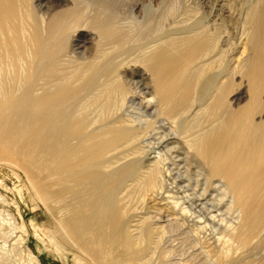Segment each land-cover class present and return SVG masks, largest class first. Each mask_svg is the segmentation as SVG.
<instances>
[{"label": "bare ground", "instance_id": "1", "mask_svg": "<svg viewBox=\"0 0 264 264\" xmlns=\"http://www.w3.org/2000/svg\"><path fill=\"white\" fill-rule=\"evenodd\" d=\"M128 3L0 0L4 160L32 149L44 179L105 190L93 208L103 200L111 208L113 243L133 217L117 209L122 191L147 192L160 222L178 214L202 229L183 207L175 212L179 195L158 197L170 177L198 172L197 193L223 192L197 204L202 222L228 214L214 229L218 252L256 249L264 239V1L249 6L248 41L234 56L219 14L207 20L180 0H161L138 18ZM233 77L242 90L229 99ZM135 101L146 109L140 118L131 115ZM155 227L128 232L151 242Z\"/></svg>", "mask_w": 264, "mask_h": 264}, {"label": "rangeland", "instance_id": "2", "mask_svg": "<svg viewBox=\"0 0 264 264\" xmlns=\"http://www.w3.org/2000/svg\"><path fill=\"white\" fill-rule=\"evenodd\" d=\"M129 1V6L138 18L161 2ZM165 1L167 3L171 0ZM255 1L180 0L184 5L192 7L195 14L206 13L207 20L211 19L212 14H219L222 22L217 21L216 26L226 31L231 56L238 55L248 41L249 26L246 18L249 6ZM238 81L239 78H232V85L228 89L229 99L241 92L242 85ZM137 104V101L132 104L131 115L144 116L146 109ZM2 151L0 149V264H107L109 260L108 264H264V239H261L256 249L250 251L232 246L228 257L218 252V245L214 241L216 228L228 214L225 215V209L222 208L221 215L224 217L218 216L217 219L221 217L219 221L202 222L199 218L205 215V211H201L197 204L202 194H208V197L218 202L223 192L197 193L201 191L199 187L202 184L198 172L170 177L166 185L168 192H159L158 197L165 199L168 196L169 199V195H173L169 199L172 202L179 195L174 200L178 204L175 212L179 206L183 207L186 216H197L195 220L199 221L201 227L204 226L202 229H192L191 222L178 214L169 215L168 221L160 222L162 214L152 212L146 205L149 196L147 192L122 191L117 200L115 198L117 209L124 212L122 218L133 217L127 223L124 238L113 243L111 240L116 226L109 218L111 208L105 200L101 202V205L105 203L104 206L93 208L100 201V198L97 199L99 194L105 190H93L85 184L88 181L44 179L47 172L32 158V149L28 158H19L12 163L4 160L7 155ZM218 186L221 187L222 183L215 182L213 185L214 188ZM226 199L229 198L224 197ZM159 200L162 203L163 200ZM137 221L140 227L130 226ZM149 225L156 226L151 242L143 239L142 235L134 239L128 232L129 228L138 229L140 234Z\"/></svg>", "mask_w": 264, "mask_h": 264}]
</instances>
